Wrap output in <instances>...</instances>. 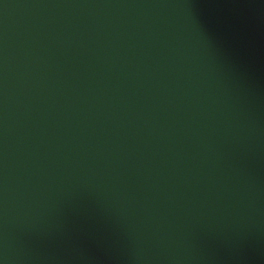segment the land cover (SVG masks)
<instances>
[{
	"label": "water",
	"instance_id": "95a60500",
	"mask_svg": "<svg viewBox=\"0 0 264 264\" xmlns=\"http://www.w3.org/2000/svg\"><path fill=\"white\" fill-rule=\"evenodd\" d=\"M0 264H264V0H0Z\"/></svg>",
	"mask_w": 264,
	"mask_h": 264
}]
</instances>
